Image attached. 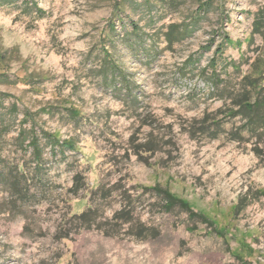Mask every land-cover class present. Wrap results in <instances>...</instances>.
<instances>
[{"label": "rangeland", "instance_id": "rangeland-1", "mask_svg": "<svg viewBox=\"0 0 264 264\" xmlns=\"http://www.w3.org/2000/svg\"><path fill=\"white\" fill-rule=\"evenodd\" d=\"M262 6L264 0L0 1V74L13 82L0 84L1 167L9 179L14 165L26 163L36 185L28 201L0 185V264H264V162L254 140L228 133L244 120L231 115L238 108L220 93L264 69V37L252 33ZM255 59L259 69L252 70ZM203 124L224 131L211 137ZM32 136L42 154L38 173ZM70 138L75 147H61ZM136 145L143 146L139 155ZM79 172L88 188L73 196L68 189ZM158 185L193 213L165 210L162 197L146 189ZM100 187L111 191L100 213L110 216L129 191L135 215L159 236L79 229L71 216L87 211L90 191Z\"/></svg>", "mask_w": 264, "mask_h": 264}, {"label": "trees", "instance_id": "trees-1", "mask_svg": "<svg viewBox=\"0 0 264 264\" xmlns=\"http://www.w3.org/2000/svg\"><path fill=\"white\" fill-rule=\"evenodd\" d=\"M0 1L3 3H10V0ZM252 25V33L259 34L264 37V6L260 7L255 12ZM223 43H229L228 34L224 35ZM108 59L109 58L107 56V60ZM258 62L259 60L255 59L250 64L252 70L259 69ZM234 67L235 70L239 69L238 65H234ZM214 76L216 78L220 77L216 73ZM11 81L12 80H10L7 74H0V84L13 83ZM26 81V83H31V77L27 78ZM223 82L224 80L222 81V83ZM220 93L224 95L225 98L231 99L233 101V105L238 108L237 110L230 109L232 113L231 115L241 116V118L244 120L242 126H240L236 130H231L228 133L231 134L233 140L241 143H248L251 140H254L252 150L254 151L256 156L262 162H264V69L257 75H255L253 71L244 73L239 80L236 88L231 89L230 86H223V88L220 90ZM72 110L73 113L77 115V117L81 118L84 116L80 114V112L75 108H72ZM209 120V116L204 118L205 122ZM214 123L216 125H220L219 122ZM201 129L203 133L211 132V134H209L211 135V137H215L218 135L217 133L224 131L222 130V128H220V131L211 130L209 126H206V124H203L201 126ZM35 138L36 136H32V143L34 146L33 162L35 163L34 169H36L38 173V171H40V167H42V154L40 151H38V140ZM51 138L53 139V142H56L59 139V137L55 134H51ZM75 141L76 140L74 138L65 140L62 142L61 147L74 148L76 145ZM57 144L59 143L57 142ZM141 147L143 146L136 145L137 152L135 154H140L139 151L142 150ZM2 164L3 160H1L0 158V185L2 183L8 184V191L11 196L13 194L19 196V198L23 201H28L31 199V197L36 196L35 192H31V187L36 185L31 184V179L25 172L26 163L23 162L21 164L14 165L12 169L16 171H14L15 175L12 174L13 176L9 179L7 178L8 175L4 174V172L2 171ZM72 180L73 183L72 186L68 189V192L72 193L73 196L79 195L81 190H86L88 188V184L83 173H76L73 176ZM146 189H148L149 191H156L157 194L162 197L163 207L168 212L172 211L177 206L192 212V208L190 207V205L184 200L173 195L167 187L158 185ZM120 196V208L114 209L112 211V214L110 216H107L105 209L100 213V208H103L102 201H106L111 197V191L105 189L104 187L92 189L90 191L91 207L87 211L81 214H73L71 217L79 221V224L77 226L79 229H90L92 227H96L103 230L106 235L110 236L119 235L123 230H125L124 233H128L142 240L158 237L160 234V230L157 227L146 224L135 215L137 199H134L129 191L120 193ZM69 201L70 200L68 199L67 202L70 203ZM240 203L241 206L244 207L248 205L249 202H247L245 198H242ZM239 204L238 207L240 206ZM94 206L96 207L94 208ZM195 215L198 216L200 221L203 223H213L203 213H196ZM61 231H64V229Z\"/></svg>", "mask_w": 264, "mask_h": 264}]
</instances>
